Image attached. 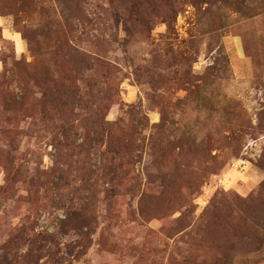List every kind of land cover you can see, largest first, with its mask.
Returning a JSON list of instances; mask_svg holds the SVG:
<instances>
[{"label":"rangeland","instance_id":"374dc122","mask_svg":"<svg viewBox=\"0 0 264 264\" xmlns=\"http://www.w3.org/2000/svg\"><path fill=\"white\" fill-rule=\"evenodd\" d=\"M0 264H264V0H0Z\"/></svg>","mask_w":264,"mask_h":264}]
</instances>
